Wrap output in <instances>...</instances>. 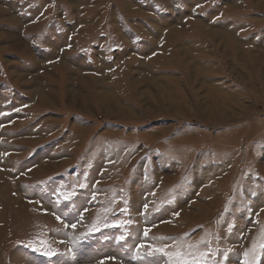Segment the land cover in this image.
Here are the masks:
<instances>
[{
    "label": "rangeland",
    "instance_id": "rangeland-1",
    "mask_svg": "<svg viewBox=\"0 0 264 264\" xmlns=\"http://www.w3.org/2000/svg\"><path fill=\"white\" fill-rule=\"evenodd\" d=\"M0 264H264V0H0Z\"/></svg>",
    "mask_w": 264,
    "mask_h": 264
},
{
    "label": "bare ground",
    "instance_id": "bare-ground-1",
    "mask_svg": "<svg viewBox=\"0 0 264 264\" xmlns=\"http://www.w3.org/2000/svg\"><path fill=\"white\" fill-rule=\"evenodd\" d=\"M83 98H85V96H82ZM106 101V100H105Z\"/></svg>",
    "mask_w": 264,
    "mask_h": 264
}]
</instances>
